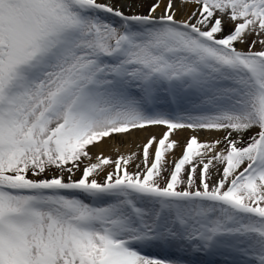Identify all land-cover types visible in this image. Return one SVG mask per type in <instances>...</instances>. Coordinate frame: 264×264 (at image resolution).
Masks as SVG:
<instances>
[{
	"label": "snow or ice",
	"instance_id": "6c2138e0",
	"mask_svg": "<svg viewBox=\"0 0 264 264\" xmlns=\"http://www.w3.org/2000/svg\"><path fill=\"white\" fill-rule=\"evenodd\" d=\"M0 264H264V0H0Z\"/></svg>",
	"mask_w": 264,
	"mask_h": 264
},
{
	"label": "bare ground",
	"instance_id": "6f19581e",
	"mask_svg": "<svg viewBox=\"0 0 264 264\" xmlns=\"http://www.w3.org/2000/svg\"><path fill=\"white\" fill-rule=\"evenodd\" d=\"M160 129H155L154 132L159 133ZM189 133L184 132L181 134L180 138L182 140L187 139ZM148 133H136L134 136L129 137L127 142H120L122 143V146H119L120 152H116L113 150L112 146L109 144H102L99 148L95 149L94 151L97 153L103 152L104 155L106 156H112L115 158L117 155L123 153L127 154L128 152L132 151L134 148L133 146H137V143L142 144L143 141L147 138Z\"/></svg>",
	"mask_w": 264,
	"mask_h": 264
},
{
	"label": "rangeland",
	"instance_id": "374dc122",
	"mask_svg": "<svg viewBox=\"0 0 264 264\" xmlns=\"http://www.w3.org/2000/svg\"><path fill=\"white\" fill-rule=\"evenodd\" d=\"M161 131H162V129H160L158 132L160 133ZM159 133H156V134L159 135ZM189 135H190V133H189ZM138 145H139V143H137V146H133L134 149L132 151L136 150ZM119 146H122V143H120Z\"/></svg>",
	"mask_w": 264,
	"mask_h": 264
}]
</instances>
